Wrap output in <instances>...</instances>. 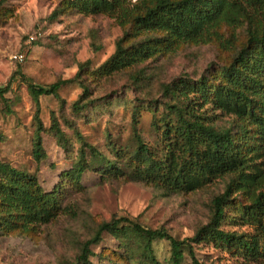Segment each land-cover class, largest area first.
I'll use <instances>...</instances> for the list:
<instances>
[{"label":"trees","instance_id":"trees-1","mask_svg":"<svg viewBox=\"0 0 264 264\" xmlns=\"http://www.w3.org/2000/svg\"><path fill=\"white\" fill-rule=\"evenodd\" d=\"M6 1L0 0V17ZM69 12L109 16L123 34L113 54L96 69H90L89 61L81 63L73 78L46 87L30 83L19 69L0 86V96L4 97L17 76L27 85L36 105L32 154L37 163L46 156L43 134H52L67 151L70 146L54 115L49 129L45 127L41 97H53L62 105L60 90L77 84L82 92L71 109L83 113L95 110L104 100L92 98L94 83L173 55L185 45L214 43L231 55L216 70L197 79L183 75L163 84L160 101L143 99L133 106L137 146L128 154L113 148L111 159L74 128L81 144L77 159L61 174L53 191H45L36 174L0 160L1 234H37L39 227L53 222L63 211L62 187L69 183L82 190L84 173L96 167L111 177L145 182L168 194L192 193L226 177L224 191L212 200L209 221L193 237L179 240L165 229L153 230L126 217H115L97 227L73 264H92V247L102 242L104 234L119 240L127 254L139 242L140 254L148 264H159L154 244L162 240L170 244L172 264H184L186 254L192 264H204L194 249L200 244L242 264L264 263V0H61L51 19ZM243 25L245 36L240 41L235 34ZM144 108L153 116L152 127L160 142L157 148L145 143L137 131ZM223 115L231 120L218 126ZM4 139L0 133V142ZM223 225L238 229L228 230Z\"/></svg>","mask_w":264,"mask_h":264},{"label":"rangeland","instance_id":"rangeland-1","mask_svg":"<svg viewBox=\"0 0 264 264\" xmlns=\"http://www.w3.org/2000/svg\"><path fill=\"white\" fill-rule=\"evenodd\" d=\"M60 1L4 2L0 17V86L6 85L20 69L30 83L46 87L58 80L73 78L81 63L89 61L90 69H96L113 54L116 41L123 34L116 21L106 15L82 16L74 12L52 20L51 14ZM245 29L243 25L236 30L240 41ZM230 53L214 43L185 45L173 55L149 60L94 83L92 98L104 100L95 110L83 113L71 109L82 92L77 84L60 90L62 105L53 97H41V119L45 127L49 129L54 115L70 146L67 151L52 134H43L46 156L39 163L32 154L36 105L26 83L17 76L11 91L0 96V133L5 137L0 142V160L36 174L43 189L53 191L61 182V174L70 170L77 159L81 144L74 128L88 144L111 159L113 148L128 154L137 146L132 125L133 106L143 99L160 101L163 84L183 75L197 79L207 71L216 70ZM19 54L24 56L23 61L14 59ZM230 120L223 115L218 126L228 125ZM152 122V113L144 108L137 131L145 143L157 148L160 142ZM228 179H217L192 193L168 194L145 182L111 177L98 167L89 169L82 177V190H76L69 183L62 187L63 211L53 222L39 227L37 234L4 236L0 230V264H73L83 243L93 236L97 227L115 217H126L153 230L165 229L179 240L191 238L209 221L212 200L224 191ZM137 243L127 254L119 240L104 234L102 242L92 247L95 254L90 261L92 264H148ZM194 249L204 264H242L210 245L200 244ZM154 252L159 264H172L167 240L156 242ZM184 264H192L188 254Z\"/></svg>","mask_w":264,"mask_h":264},{"label":"built area","instance_id":"built-area-1","mask_svg":"<svg viewBox=\"0 0 264 264\" xmlns=\"http://www.w3.org/2000/svg\"><path fill=\"white\" fill-rule=\"evenodd\" d=\"M14 59H15V60H18V61H23V60H24V56H23L22 54L15 55V56H14Z\"/></svg>","mask_w":264,"mask_h":264}]
</instances>
